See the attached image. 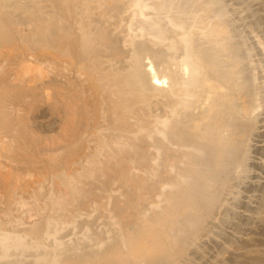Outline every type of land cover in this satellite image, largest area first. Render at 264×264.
Returning a JSON list of instances; mask_svg holds the SVG:
<instances>
[{"label":"bare ground","instance_id":"obj_1","mask_svg":"<svg viewBox=\"0 0 264 264\" xmlns=\"http://www.w3.org/2000/svg\"><path fill=\"white\" fill-rule=\"evenodd\" d=\"M216 2L0 0V175L11 179L0 180V264L236 259L220 230L246 179L244 217L262 212L251 157L264 132V38L249 42L263 60L241 69L244 44ZM19 203L41 223L19 226Z\"/></svg>","mask_w":264,"mask_h":264},{"label":"rangeland","instance_id":"obj_2","mask_svg":"<svg viewBox=\"0 0 264 264\" xmlns=\"http://www.w3.org/2000/svg\"><path fill=\"white\" fill-rule=\"evenodd\" d=\"M174 1L178 2L179 0H173V2ZM216 1H217L216 2L217 4H221L219 6H222V8L227 5L226 9H225L226 11L228 10L226 18L228 20L232 18L231 22H232V25H233V26L231 25L232 27H230V32H231L230 35L233 38L232 41H234V43H237V44H240V43L244 44L239 50L240 51L239 52L240 58L242 57L241 58L242 64H241L240 68L244 69L246 66H249V64L252 62L253 58L262 59L260 53L258 52V50H256V54L251 52V49H250L251 48V44L250 43H251L252 39L256 37V35H261L264 38V0H227V1L226 0H216ZM230 4L232 6H234V7H236V9L233 8L232 6H230ZM236 20H237L238 23L233 22V21H236ZM113 21L115 22L116 20L113 18L112 19V23H113ZM122 24H124V23H118L117 22V23H113L112 24V31L114 30L115 34L117 33L116 35L121 34V32L123 30L122 28L124 26ZM121 25H122V27H120ZM119 30H121V31H119ZM254 35H255V37H254ZM241 41H243V42H241ZM248 48L250 49V51H249ZM34 51L35 50H31V52L27 53L28 60L32 61L34 63H38V64L40 63L41 65L45 64L44 66H46V61H48V60H45V58H44L45 56L43 55L44 52H42V51L40 52L38 50H37L38 52L37 51L34 52ZM40 58H41V60H40ZM40 61L42 63L43 62H45V63L42 64ZM144 62H147V60L144 61ZM43 109L45 110V108H43ZM40 118L41 119H39V120L43 121V122L40 123V125H45V123H47V122H45L47 120V117L44 118V120L42 119V117H40ZM254 139H256L254 141V143H253V145H254L253 146L254 154L251 157V160H253L254 164L251 165V167H252V170L256 169V171L258 172V175H259L260 172H262V171L264 172V166L257 167L258 158L260 157V155H264V150H261L262 144H264V132L263 131L258 132L257 136H255ZM238 162L239 161H237V163L235 162L233 165L237 166ZM232 169H233V171H231V170L230 171L233 173V172H235L237 167H235V170H234V168H232ZM4 172H6V174H7L8 170H4ZM6 174L2 175V176L0 175V177H1L0 180L2 179V177L4 179V176H8L9 177L10 174H7V175ZM252 174L255 175V173H252ZM263 177H264V175H263ZM253 179L255 180V178H253ZM5 180L6 179H4L2 182L11 181L10 177L6 181ZM246 182L247 183L244 185V189H242V192H245V191L246 192L242 193L244 196L241 194L242 200L240 201V205H241L240 209L233 216V220L232 221H229V222H226V224H223L224 227H222L223 229L221 228L220 233L222 232L221 234H223V235H225L227 233L225 235L226 236L225 239L222 240L224 245H226L225 252L227 253V256L228 257H232L234 259L236 258L231 264H264V178H263V182L260 184L259 187L258 186L254 187V189L258 188V193H257V196H256V199H257L256 203L257 204H256L255 211L256 210H258V212L262 211L259 215L257 213L258 216L244 217L245 211H247V207H246L245 201L243 199L250 194L251 189L253 190V188H251L252 185H253V183L251 184V180L250 179H246ZM1 190H0V199H2V200H0V201H3L4 194H2L3 191L1 192ZM20 191H22V190H20ZM20 191L18 190V196L19 197L22 198L25 195V197L23 199H26L28 197L26 200H32L30 192L22 191L23 193H25V194L22 195V192H20ZM1 203H0L1 204L0 207H1V210H2L3 207H4L3 206L4 204H3V202H1ZM38 203L39 204H44L45 200L41 199ZM28 204H20L19 203V204L13 205L14 206V207L12 206L13 209L11 208L12 209L11 210V214H13L12 216L14 218L15 217L18 218L19 223H20L19 226H22L23 224H31V222L33 223L35 220L36 221L34 223H36L38 225L41 223V219L42 218H39L40 216H37L35 214L33 207L30 204L29 205ZM239 213H241V214H239ZM36 217L38 219H36ZM1 218L5 219V214H3V212H0V219ZM100 219H101V223H100ZM237 220H239V221H237ZM96 221L99 222L97 224L102 225V218H98L97 220H95V222ZM236 223H237V228H236V226H233ZM238 224H241V225L238 227ZM234 230H235V232H234ZM220 245L221 244H219V246ZM219 246H218V248H219ZM215 248H213V250ZM218 248H216L215 250H217ZM220 248H221V246H220ZM252 249L253 250H257L258 249L259 251L261 250V252L258 253L261 256H257V258L254 261H251V262H250V260H245V259L239 258V255L241 253H244V252H246L248 250L251 251ZM249 254H252V253H249ZM236 256H238V257H236ZM237 258H239V259H237ZM201 260H202V257L199 258V263L198 264H201L200 263ZM215 262H217V261H215ZM218 262L216 264H219ZM204 263L205 262H203V264ZM223 264H229V263L227 261V262H225Z\"/></svg>","mask_w":264,"mask_h":264}]
</instances>
